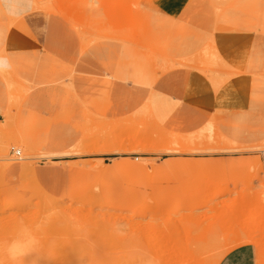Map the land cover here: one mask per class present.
I'll use <instances>...</instances> for the list:
<instances>
[{"label":"rangeland","instance_id":"obj_1","mask_svg":"<svg viewBox=\"0 0 264 264\" xmlns=\"http://www.w3.org/2000/svg\"><path fill=\"white\" fill-rule=\"evenodd\" d=\"M148 1L0 0V37L17 36L25 55L17 65L2 40L0 264H176L184 243L197 264H214L246 243L256 248L257 264H264V0H193L198 20L192 22L204 31L182 26L160 32L162 40L176 42L162 49L178 54L176 60L146 43L155 34ZM31 19L43 33L48 20L56 28L64 22L81 48L108 37L130 40L154 75L195 67L214 85L227 67L220 42L225 53L243 56L246 72L231 66L228 77L245 78L247 110L232 115L227 147L221 148L223 137L210 125L181 142L253 155L243 177L218 187L178 184L156 170L158 160L135 159L132 153L145 149L173 152L175 134L161 143L146 109L112 121L80 108L62 64L48 70L44 58H33L36 45L24 29Z\"/></svg>","mask_w":264,"mask_h":264},{"label":"crops","instance_id":"obj_2","mask_svg":"<svg viewBox=\"0 0 264 264\" xmlns=\"http://www.w3.org/2000/svg\"><path fill=\"white\" fill-rule=\"evenodd\" d=\"M192 2L149 0L145 3L146 14L152 20L155 33L145 41L148 46L160 47V57L167 59L170 55L168 57L173 60L178 57V54L163 51L176 42L162 40L165 34L160 32L174 33L182 26L190 30L206 29L197 21L192 22L197 15ZM24 29L29 44L34 42L36 45L33 58L37 62H42L44 58L48 70L54 68L55 62L62 64L63 77H67L80 108L112 121L146 109L150 113V123L161 131V143L166 144L171 134H175L178 144L173 152L145 149L132 153L135 159L158 160L157 164L161 166L156 170L167 176L166 181L218 187L239 180L245 174L246 165L253 155L227 149L216 150L215 143L206 146L211 148L209 150L195 142L189 146L181 143L185 138L197 136L210 125L213 132L223 137L220 146L225 148L232 138V115L236 117L247 110L246 100L241 96L245 78L236 77L232 81L228 77L231 66L237 72H246L244 57L225 53L222 42L221 59L227 67L217 77L218 86H215L207 76L186 66L169 68L155 76L151 62L139 46L124 38H103L81 49V41L70 36V27L64 22L62 27L56 28L54 21L51 23L48 20L43 33L31 19ZM158 38L159 42H151ZM2 40L5 47L14 50L16 64H24L17 36L3 39L1 36L0 47ZM5 111L6 104L0 94V123ZM146 136L145 132L136 141H144ZM107 155L113 159L118 157L114 151H109ZM132 167L138 168L139 164H132ZM218 264H257L256 248L249 243L236 246L226 252Z\"/></svg>","mask_w":264,"mask_h":264},{"label":"bare ground","instance_id":"obj_3","mask_svg":"<svg viewBox=\"0 0 264 264\" xmlns=\"http://www.w3.org/2000/svg\"><path fill=\"white\" fill-rule=\"evenodd\" d=\"M83 35V33L81 34V36ZM263 43V42H262ZM88 42H86L85 44H83V46H82V48L81 49H85L87 46H88ZM213 44V43H212ZM258 51V50H257ZM214 53V52H213ZM25 56V55H24ZM23 56V57H24ZM217 56V55H216ZM213 57H214V55H213ZM37 58V57H36ZM26 59V58H25ZM175 59V58H174ZM179 59V58H178ZM215 59V58H214ZM154 60V59H153ZM169 61H171V60H169ZM217 62V61H216ZM153 63V62H152ZM170 63V62H169ZM173 63H175V62H173ZM206 63V62H205ZM30 64V63H29ZM158 64V63H157ZM176 64V63H175ZM192 64H194V63H192ZM197 65V64H196ZM193 68H195V67H193ZM129 70V69H128ZM196 70V69H195ZM198 70V69H197ZM166 71V70H165ZM199 71H201L200 69H199ZM206 71H204V73H205ZM208 72H210V71H208ZM162 73V72H161ZM212 73V72H211ZM210 73V74H211ZM3 75V74H2ZM204 75V74H203ZM156 76V75H155ZM153 77V78H156V77ZM212 77V76H211ZM214 77H217V76H214ZM213 77V78H214ZM211 79V80H214V81H212V82H215V79ZM157 79V78H156ZM217 80V79H216ZM143 81V80H142ZM154 81V80H153ZM214 85H216V82H215V84ZM13 139V138H12ZM173 141L174 140H172L171 141V143H173ZM8 145H9V143H8ZM8 149V148H7ZM19 149H20V147H19ZM119 149V148H118ZM22 151V150H21ZM87 151V150H86ZM23 152V151H22ZM166 220V219H165ZM171 220V219H170ZM114 225V224H113ZM112 225V226H113ZM106 226V225H105ZM116 226V225H115ZM114 227V226H113ZM108 229H110V228H108ZM252 240H253V238L251 237V239L249 240V242H252ZM196 251V250H195ZM176 255H178V261L176 262V264H197L198 263V261H199V259H197V255H195V252H193L192 251V249H190L189 248V246L186 244V243H184V244H182L181 246H179L178 247V249H177V251H176ZM216 260V259H215ZM218 262H219V260L217 259L215 262H214V264H218Z\"/></svg>","mask_w":264,"mask_h":264},{"label":"built area","instance_id":"obj_4","mask_svg":"<svg viewBox=\"0 0 264 264\" xmlns=\"http://www.w3.org/2000/svg\"><path fill=\"white\" fill-rule=\"evenodd\" d=\"M16 155H19V152H16Z\"/></svg>","mask_w":264,"mask_h":264}]
</instances>
